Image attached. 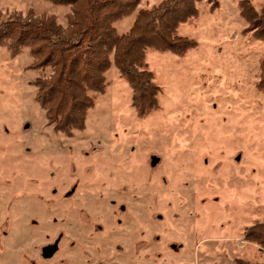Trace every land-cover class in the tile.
<instances>
[{"label": "rangeland", "instance_id": "374dc122", "mask_svg": "<svg viewBox=\"0 0 264 264\" xmlns=\"http://www.w3.org/2000/svg\"><path fill=\"white\" fill-rule=\"evenodd\" d=\"M162 1L142 0L140 9ZM239 1L219 0L214 12L207 0L198 3L199 17L178 29L198 42L184 57L148 50L159 109L137 116L112 61L106 91L72 136L57 132L37 102L33 82L51 70L32 69L28 49L13 56L0 48V264L26 255L29 231L38 233V251L86 215V228L127 237L131 264L142 260L135 246L144 247L143 264L264 263V252L245 240L247 228L264 221V90L257 86L264 40L244 32ZM29 9L67 25L69 8L0 0V13ZM135 17L116 25L120 34Z\"/></svg>", "mask_w": 264, "mask_h": 264}, {"label": "trees", "instance_id": "16d2710c", "mask_svg": "<svg viewBox=\"0 0 264 264\" xmlns=\"http://www.w3.org/2000/svg\"><path fill=\"white\" fill-rule=\"evenodd\" d=\"M69 8L67 25L55 15L38 14L29 9L0 13V48L11 55L29 50L31 68L51 70L48 77L34 80L37 102L48 123L57 132L72 136L86 127L88 111L95 95L107 88L106 72L112 61L132 89V107L139 118L159 109L161 88L147 63L148 50L170 52L184 57L198 42L178 34L182 24L199 17L198 3L203 0H163L150 9H140L142 0H46ZM211 12L219 0H207ZM238 9L247 24L245 33L264 40V4L240 0ZM136 14L126 33L116 25ZM258 89L264 90V59ZM245 240L264 252V221L248 227ZM236 264H264L237 259Z\"/></svg>", "mask_w": 264, "mask_h": 264}, {"label": "flooded vegetation", "instance_id": "af4514ba", "mask_svg": "<svg viewBox=\"0 0 264 264\" xmlns=\"http://www.w3.org/2000/svg\"><path fill=\"white\" fill-rule=\"evenodd\" d=\"M74 188L66 193L67 197L74 194L76 187ZM45 216L47 217V215H43V217ZM86 218L88 220H78L80 224L76 229L62 230L53 242L41 246L38 251H35L34 246V238L38 233L29 231L26 235L27 243H30L28 251L21 259L18 256L13 264H131L130 257L125 258L126 254L130 252L129 246H126L127 237H122L118 231L106 229L100 225H95L94 229L86 228L88 225L85 222H92L90 215H86ZM32 222L33 226H39L36 219H33ZM122 222V219H118L119 225H122ZM15 234V246L18 247L21 243L17 235L18 230L15 231ZM50 246H55L56 251L51 256H46L49 251L45 250ZM143 248L135 246L137 258H142L138 264H143L144 257H141ZM122 260H126V263Z\"/></svg>", "mask_w": 264, "mask_h": 264}, {"label": "water", "instance_id": "95a60500", "mask_svg": "<svg viewBox=\"0 0 264 264\" xmlns=\"http://www.w3.org/2000/svg\"><path fill=\"white\" fill-rule=\"evenodd\" d=\"M158 163H159V158L155 156L152 157V163H151L152 167H156ZM45 251H49V254H47L46 256H51L56 251V247L55 246L47 247Z\"/></svg>", "mask_w": 264, "mask_h": 264}]
</instances>
